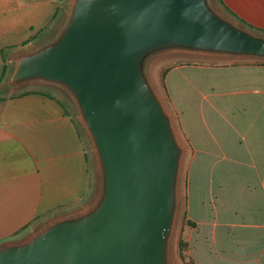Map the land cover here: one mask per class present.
Masks as SVG:
<instances>
[{
	"label": "crops",
	"instance_id": "crops-1",
	"mask_svg": "<svg viewBox=\"0 0 264 264\" xmlns=\"http://www.w3.org/2000/svg\"><path fill=\"white\" fill-rule=\"evenodd\" d=\"M72 1L0 0V245L85 211L99 194L96 153L75 102L43 82L5 81L19 53L56 35ZM217 2L235 23L231 14L264 29V0ZM157 56L182 148L176 210L183 197L185 207L172 233L185 244L184 261L264 264V60L181 49Z\"/></svg>",
	"mask_w": 264,
	"mask_h": 264
},
{
	"label": "water",
	"instance_id": "water-1",
	"mask_svg": "<svg viewBox=\"0 0 264 264\" xmlns=\"http://www.w3.org/2000/svg\"><path fill=\"white\" fill-rule=\"evenodd\" d=\"M173 49L264 57V35L209 0H73L55 36L17 55L8 87L39 80L71 94L100 190L85 211L0 245V264H172L182 148L145 62Z\"/></svg>",
	"mask_w": 264,
	"mask_h": 264
},
{
	"label": "rangeland",
	"instance_id": "rangeland-1",
	"mask_svg": "<svg viewBox=\"0 0 264 264\" xmlns=\"http://www.w3.org/2000/svg\"><path fill=\"white\" fill-rule=\"evenodd\" d=\"M210 1V4L213 5V7L219 11L220 13H224V10H222V8L220 7V5H218V2L217 0H209ZM225 15V14H224ZM50 39L49 37H46L44 38L41 42L45 41V40H48ZM40 42V43H41ZM38 45V44H37ZM36 45V46H37ZM262 60H264V58L261 57ZM159 62L160 60L158 59V56L157 55H152L150 57H148V59L146 60L145 62V72L147 73V76L149 78V80H152V78H155L154 79V82L159 90V95H160V99L162 100V103L164 105V108L169 111V113L172 112V108L170 107V103H169V98H168V95H167V92H166V89H165V85L164 83H162L161 79L158 78V75H157V68L159 67ZM9 71V69H8ZM7 78V77H6ZM6 78H5V81H6ZM158 78V79H157ZM30 82H34V83H42L43 81H39V80H33V81H29L26 82L28 84H30ZM42 84H47L49 86H53L54 88L58 89L63 95L67 96L68 98H70L71 100H73L71 94L69 93V91L64 88L63 86L61 85H58V84H54V83H47V82H43ZM20 86V85H18ZM25 86V85H24ZM7 87H5L6 89ZM24 87H20V89H14V91H11L10 94H13L15 93V91H19V90H22ZM3 92V91H2ZM74 101V100H73ZM183 173V178H184V170H183V167L181 168V171H180V176L182 175ZM184 195V194H183ZM182 201V204H180V201H179V206H178V210H176V214L179 215L180 213V208L181 207H185V199L183 197V199H181ZM184 204V206H183ZM177 209V208H176ZM51 222V221H49ZM49 222H45L44 224H42L41 226H38L34 231H32L30 234L29 232L28 233H22V234H19L13 238H10L8 241L4 242V243H7V242H19V241H23L25 239H27L29 236H31L34 232H36L37 230H39L40 228H42L44 225H46L47 223ZM174 225V224H173ZM173 231V230H172ZM175 232V231H174ZM2 243V244H4ZM179 246L176 244V240H175V233L173 235V233L171 232V235H170V239H169V243H168V260L172 263V264H189L188 262H185L184 261V258L186 257V254L183 252V251H180Z\"/></svg>",
	"mask_w": 264,
	"mask_h": 264
},
{
	"label": "trees",
	"instance_id": "trees-1",
	"mask_svg": "<svg viewBox=\"0 0 264 264\" xmlns=\"http://www.w3.org/2000/svg\"><path fill=\"white\" fill-rule=\"evenodd\" d=\"M231 15L239 22L240 26H243V27L247 28L248 30H250V31H252L254 33L264 35V29L263 28H258V27H255L253 25H250L247 22H245L244 20H242L240 18H237L235 15H233V14H231ZM5 72H6V66H4V68H3L2 74L0 76V81H2V79H3L4 75H5ZM184 248H185V244L180 239L179 240V250L183 251Z\"/></svg>",
	"mask_w": 264,
	"mask_h": 264
}]
</instances>
